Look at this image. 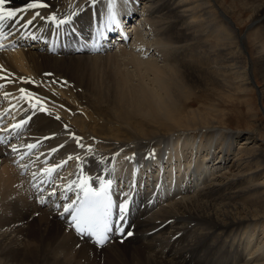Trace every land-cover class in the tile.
Wrapping results in <instances>:
<instances>
[{
  "label": "bare ground",
  "instance_id": "bare-ground-1",
  "mask_svg": "<svg viewBox=\"0 0 264 264\" xmlns=\"http://www.w3.org/2000/svg\"><path fill=\"white\" fill-rule=\"evenodd\" d=\"M102 1L41 0L47 8L8 22L4 31L17 48L0 51L14 81L0 79V129L14 121L17 105L28 120L23 145L56 148L55 159L75 172L79 165L100 177L109 165L121 181L136 174L141 191L160 180L157 189L168 196L139 211L124 242L98 249L28 199L0 146V264H264V137L254 127L243 134L221 128L225 111L217 104L190 108V95L202 88L218 99L255 100L253 82H264V6L252 7L249 28L260 26L254 46L220 0H125V13L140 15L131 13L139 23L131 42L117 38L91 55L72 29L88 30ZM37 11L56 20L37 17L22 28ZM20 88L31 98L20 99ZM257 95L262 103L264 87Z\"/></svg>",
  "mask_w": 264,
  "mask_h": 264
},
{
  "label": "snow or ice",
  "instance_id": "snow-or-ice-1",
  "mask_svg": "<svg viewBox=\"0 0 264 264\" xmlns=\"http://www.w3.org/2000/svg\"><path fill=\"white\" fill-rule=\"evenodd\" d=\"M96 0H93L95 3ZM11 0H0V41L7 39L12 35V32L4 31L5 27L8 25L9 21L15 19L19 20L20 17L18 14L26 13L32 9L39 8H47L48 5L46 3L41 2V0H26L24 7L22 8H10L6 7V5L10 4ZM74 14V13H73ZM119 16V0H108L107 4V19L110 25L118 28L120 26V21L118 19ZM40 17L41 19L48 20H56L55 15H50L47 17H41L40 12H35L31 19H23L21 23L22 28L29 27L33 21ZM71 19V16L66 17L65 19H61L58 21L59 24H65L68 20ZM33 39L36 37L33 36ZM7 47H15L14 44L5 45L4 43H0V51L5 50ZM7 72L6 69L0 65V79L5 80L6 83H13L14 81L9 79V75H5ZM4 84H0V88H3ZM19 92L21 93L20 99H25L27 95L30 99V94L26 93V89L20 88ZM3 96L7 98L9 93L5 91ZM35 107V105H32ZM59 119V117H57ZM30 119V117H29ZM28 123V120L21 119L19 123L11 125L13 133H15L16 129H20L24 127ZM67 128V125H65ZM3 131L7 132L9 129L5 128ZM73 138L77 141L78 146L83 147L80 143L82 140L81 137H76L72 134ZM47 139V138H46ZM6 142V138L0 137V144H4ZM40 141L36 143H29L24 145L27 149L26 152L23 153L21 159L24 156H30L33 149H36L39 145ZM63 147V146H61ZM11 151L13 153L18 152L17 146L12 145ZM57 149H51V152H56ZM88 151L91 152V147L88 148ZM51 154V153H50ZM68 159H73V157H69ZM76 159H81L77 157ZM67 161H62L59 165H53L47 169H43L45 173L46 179L43 180V183H49L52 179V174L57 172L59 168H61ZM79 167V165H78ZM35 175V174H34ZM92 177L81 174L77 179L69 180L67 184L62 186V189L59 191L60 199L69 200V197L66 195L67 192L76 191L81 193L82 195H77L76 199H72L70 202L65 203L63 205V212L60 213L63 216L67 213L70 216L69 229L74 231L78 236L92 239L97 246H104L109 240V234L115 229L120 233H124L128 236L132 235V232L126 231L125 223L127 221V212L129 210V198L125 196L122 202L116 205L117 211V219H112V209H113V201L111 196L109 195V189L112 186V180H105L102 177H98L100 187L99 189H95L91 186L89 181ZM33 187H37L33 185ZM58 189L53 187L52 190L48 193L49 197L57 196ZM43 197H41V203H43Z\"/></svg>",
  "mask_w": 264,
  "mask_h": 264
},
{
  "label": "rangeland",
  "instance_id": "rangeland-1",
  "mask_svg": "<svg viewBox=\"0 0 264 264\" xmlns=\"http://www.w3.org/2000/svg\"><path fill=\"white\" fill-rule=\"evenodd\" d=\"M220 1L222 3V8H224L226 12H228L232 16L233 20H235L236 22V25H238V28L240 29L239 33L245 34V37L247 38V42H249L250 45L254 44V46H256L257 41H255L254 38L256 37V34L259 33L260 26L258 27L250 26L249 28V24L251 23L252 20L256 18V15H254L256 13H254L252 7L258 4H262L264 6V0H220ZM261 13L264 14V9L259 12V14ZM263 18L264 17H262L261 19ZM259 37H260L259 39L264 40L263 34L262 35L260 34ZM254 55L251 56L252 62H256L258 59ZM253 85L255 89L254 92L256 94V95L254 94L255 100H252L249 103H247L244 100V98L241 97L232 98L230 101L226 98L218 99L219 97L218 95H216L217 93L211 92L210 89L202 90L203 89L202 88L200 90H197L198 92L194 91L193 94L190 95V99L193 100V104L190 106V108L201 109L204 105L207 106L210 105L211 103L212 104L214 103L215 105L217 104L218 107H220L221 109L224 108L225 111L224 117L223 116L217 117V123L218 125L222 126L221 128L225 127L228 130H232L234 132H241L243 134L247 131L249 127H254L256 129H259V131L261 132L260 133L261 136L264 137V101L261 103L259 101V96L257 95V89H259L260 87L261 88L264 87V82L262 83L260 80H257V83L253 82ZM249 108H254L255 110Z\"/></svg>",
  "mask_w": 264,
  "mask_h": 264
}]
</instances>
